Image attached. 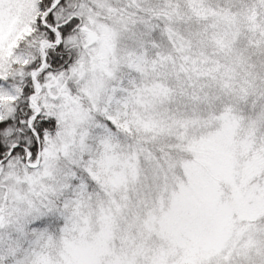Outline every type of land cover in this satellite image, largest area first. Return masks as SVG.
I'll use <instances>...</instances> for the list:
<instances>
[{
	"label": "snow or ice",
	"instance_id": "1",
	"mask_svg": "<svg viewBox=\"0 0 264 264\" xmlns=\"http://www.w3.org/2000/svg\"><path fill=\"white\" fill-rule=\"evenodd\" d=\"M0 264H264V0H0Z\"/></svg>",
	"mask_w": 264,
	"mask_h": 264
}]
</instances>
